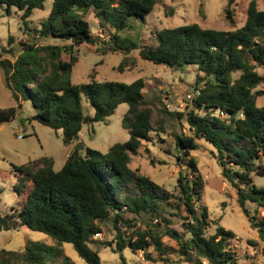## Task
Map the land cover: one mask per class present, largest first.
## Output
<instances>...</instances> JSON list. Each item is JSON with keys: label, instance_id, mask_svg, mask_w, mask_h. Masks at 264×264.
Listing matches in <instances>:
<instances>
[{"label": "trees", "instance_id": "obj_1", "mask_svg": "<svg viewBox=\"0 0 264 264\" xmlns=\"http://www.w3.org/2000/svg\"><path fill=\"white\" fill-rule=\"evenodd\" d=\"M160 1L53 0L40 27L32 33L26 29L32 42L19 43L15 49L0 46V69L15 103L29 102L35 110L31 120L59 132L64 146L74 143L57 171L51 157L12 167L17 194L26 182L31 183V189L18 209L0 217V230L24 227L48 236L55 245L30 241L20 251L0 250V264H74L63 255V243L71 245L85 264H101L90 245L97 244L93 238L100 233V224L109 220L116 230L115 241L103 245L113 244L115 253L141 251L151 264H237L229 245L234 235L217 223L208 234L207 209L198 206L204 181L190 157L198 140L215 151L222 176L236 191L239 208L264 243V218L250 215L246 208V203H251L254 213L264 210V185L257 187L253 182L254 177L264 179V106L256 105V99L264 94L257 89L264 85V10L251 0L244 24L238 28L215 30L190 23L154 31L150 42L144 44L130 21L143 23ZM234 1L227 0L228 6ZM43 2L0 0V8L7 14L11 8L20 10L26 26V19L33 10L41 9ZM89 13L100 31H110L108 40L101 43L103 53L127 56L137 51L142 60L156 65L179 70L193 66L196 70L189 106L185 112L173 114L177 120L183 119L188 133L174 134L180 168L176 195L129 167L130 156L151 140V107L160 103V98L147 99L141 79L130 83L70 81L77 61L73 48L97 40L86 19ZM46 38L68 45L37 43ZM62 53L68 60L61 59ZM3 54L14 60L1 59ZM127 58L122 59L119 70ZM85 101L91 113L83 112ZM121 104L127 106L121 124L128 139L112 144L105 153L86 147L79 140L82 125L105 123ZM14 114L13 107L0 109V126ZM171 216L180 218L182 232L170 227ZM118 224L132 229L125 233ZM165 236L176 248L161 241ZM260 252L264 257V248Z\"/></svg>", "mask_w": 264, "mask_h": 264}, {"label": "rangeland", "instance_id": "obj_2", "mask_svg": "<svg viewBox=\"0 0 264 264\" xmlns=\"http://www.w3.org/2000/svg\"><path fill=\"white\" fill-rule=\"evenodd\" d=\"M53 0H44L41 9H35L26 19V26L21 20L22 12L11 8L7 14L0 8V46L9 49L19 46V43L32 42L28 35L32 30L38 29L40 24L48 18ZM251 0H235L228 6L227 0H161L157 2L152 11L146 15L144 22L131 20L134 33L142 39L144 44L150 42V34L163 28H172L190 23H197L204 28L215 30H233L244 24L248 3ZM257 8L264 10V0H254ZM228 11V13L226 12ZM91 29V34L97 39L95 44H82L74 47L73 52L77 58L70 72V81L74 84L94 81H118L130 83L141 79L144 84L143 93L149 100L160 98V103H153L152 127L150 142H143L138 152L130 156L129 167L140 175L148 177L151 181L161 186L172 195L177 194L176 181L180 170L176 163L178 154L174 146V134H188L183 119L177 120L174 113L185 112L189 101L193 97V86L196 70L193 66H187L184 70L169 68L164 65H156L142 60L137 51L127 56L119 52L103 53L102 42L108 40L110 31H100L97 20L91 13L86 16ZM26 29L30 30V33ZM9 39L11 42L8 43ZM42 45L66 46L68 42L55 38H46L37 41ZM14 54L17 51L12 50ZM17 55V54H16ZM124 57H128L126 64L119 66ZM12 59L11 55L3 54L1 59ZM62 60H68V55L62 53ZM257 89L264 91V85ZM258 107L264 106V94L256 99ZM13 107L15 114L10 122L0 126V217L10 213L11 209H18L31 189V183L26 182L22 193L15 191L16 178L12 172L13 166H18L39 159L51 157L53 169L59 170L72 148L64 146L60 133H54L51 129L31 120L35 110L29 102L19 101L15 103L3 80L0 69V109ZM84 113L92 110L85 101L82 104ZM164 110L165 113H162ZM127 111L125 104L119 105L114 114L108 117L105 123L83 124L79 133V140L88 148L105 153L114 143H122L128 139L127 131L122 127V118ZM168 113H172L169 115ZM197 149L190 153L196 161L198 171L204 181L201 198L198 206L205 207L210 221L207 233L214 232L213 223H217L225 230L230 231L234 238L229 245L236 258L237 264H264L261 249L264 243L257 238V233L252 229L237 204L235 189L221 174V168L216 160L215 151L204 141H196ZM253 182L257 187L264 185V179L254 177ZM250 215L264 218V210L259 209L254 213V205L246 203ZM182 217L185 216L181 212ZM128 217V215H126ZM173 229L182 232V221L178 216H171ZM100 233L94 236L90 247L99 254L101 264H151L143 258L141 251L132 253L127 249L121 252H113V244L110 247L104 243L115 241L116 230L112 220L100 224ZM121 231H131L124 225L118 224ZM30 241H44L55 245L48 236L27 228L18 230H0V250L20 251ZM161 241L176 248L174 241L162 237ZM254 243V246L249 244ZM63 255L67 256L74 264H85L72 249L71 245L63 243L61 246ZM152 250L150 249L149 252ZM173 260L176 255H170ZM179 264H187L180 262ZM206 264V262H203Z\"/></svg>", "mask_w": 264, "mask_h": 264}, {"label": "crops", "instance_id": "obj_3", "mask_svg": "<svg viewBox=\"0 0 264 264\" xmlns=\"http://www.w3.org/2000/svg\"><path fill=\"white\" fill-rule=\"evenodd\" d=\"M71 144L74 146V143H71ZM71 144H69V145H71ZM73 146H72V148H73ZM72 148H71V150H72ZM71 150H70V151H71ZM68 154H69V153H68ZM68 154H65V156H64L65 159H66V157H67ZM64 161H65V160H64ZM63 164H64V162H63ZM61 167H62V166H61ZM53 168H54V167H53ZM56 171H57V170H56Z\"/></svg>", "mask_w": 264, "mask_h": 264}]
</instances>
